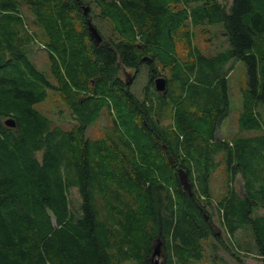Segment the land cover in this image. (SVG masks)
<instances>
[{
    "label": "trees",
    "instance_id": "1",
    "mask_svg": "<svg viewBox=\"0 0 264 264\" xmlns=\"http://www.w3.org/2000/svg\"><path fill=\"white\" fill-rule=\"evenodd\" d=\"M217 23L228 46L205 53L194 28ZM36 43L49 74L30 55ZM237 59L247 73L238 129L217 138ZM143 65L147 80L138 97L121 73ZM159 76L164 90L155 87ZM50 89L69 107L71 128L35 106ZM260 104L264 0H231L228 7L221 0H0V264H203L207 245L224 244L209 210L220 163L227 176L216 201L221 223L229 236L251 228L264 262V213L256 211L264 207ZM103 110L110 121L102 135L87 137ZM9 117L14 126L5 123ZM236 174L241 189L232 185Z\"/></svg>",
    "mask_w": 264,
    "mask_h": 264
},
{
    "label": "rangeland",
    "instance_id": "2",
    "mask_svg": "<svg viewBox=\"0 0 264 264\" xmlns=\"http://www.w3.org/2000/svg\"><path fill=\"white\" fill-rule=\"evenodd\" d=\"M221 2L228 7L231 0H221ZM25 8L27 19L32 18V14ZM97 25H100L98 20H95ZM32 30H36L39 33L42 31V27L31 25ZM221 23L217 24H205L198 28H194V43L197 44L200 49L205 53H215L228 46L226 36L223 34V28ZM203 28V29H202ZM102 29V27H101ZM103 30V29H102ZM104 31V30H103ZM39 38L42 39V34H39ZM31 57L39 65V67L46 73L49 72V61L46 57V51L43 50L39 44H34L31 48ZM232 69L228 75V95L230 99V111L229 114L218 125L216 137L220 136V128L229 136L234 134L238 129V114L242 110V87L246 86L247 73L246 65L243 60H231ZM121 77L124 81L130 83L132 90L138 97L143 95V87L147 80V68L145 65L141 66L137 71L132 68L122 67ZM35 106L43 111L56 123L60 124L64 128L68 129L75 125L76 120L71 115V111L66 103L61 99L56 90H49L47 98ZM259 111L264 119V107L262 104L258 106ZM110 118L106 110H103L99 119L86 128V136L89 138H97L102 135L105 127L109 123ZM169 120H165L167 122ZM222 153L219 152L218 159L221 158ZM227 176L226 169L223 163L217 165L214 171L210 188L212 191L213 199L212 204L209 206V210L212 214L214 223L220 228V233L223 236L224 244L217 242L214 237L210 236L208 242L216 243V247L211 249L207 245L206 250V262L204 264H237L234 252L242 257L245 264H264V262L258 257L254 246V238L252 237V230L247 228L239 229L234 235L229 236L225 227L221 223V209L218 210L216 201L225 194L227 191ZM232 185L236 189L242 188V180L240 175L236 174L233 178ZM70 204L74 211H78L80 204V195L76 187H72L69 192ZM201 199L206 201V196L201 194ZM257 212L264 213V207H258ZM255 213V212H254ZM240 236V238H239ZM229 245V246H228ZM214 255V256H213ZM156 261H159V257H154ZM121 264H135L134 261L127 260Z\"/></svg>",
    "mask_w": 264,
    "mask_h": 264
},
{
    "label": "water",
    "instance_id": "3",
    "mask_svg": "<svg viewBox=\"0 0 264 264\" xmlns=\"http://www.w3.org/2000/svg\"><path fill=\"white\" fill-rule=\"evenodd\" d=\"M83 9H84V13H87L88 11V6L87 5H83ZM88 29L90 31V35L91 37L94 39V41L96 43H98L101 40V35L98 32L97 28L92 24V22L90 21V19L88 20ZM147 58V57H144ZM155 87L158 90H164L165 88V78L162 76H159L155 79ZM5 123L9 126H14L15 122L13 118H7L5 119ZM178 178L180 180V182L182 183L184 189H186L189 193H192L191 188H190V184L189 181L187 179V174L183 169H178ZM158 250L155 248L153 255L157 254Z\"/></svg>",
    "mask_w": 264,
    "mask_h": 264
},
{
    "label": "crops",
    "instance_id": "4",
    "mask_svg": "<svg viewBox=\"0 0 264 264\" xmlns=\"http://www.w3.org/2000/svg\"><path fill=\"white\" fill-rule=\"evenodd\" d=\"M217 129H218V127H217ZM216 132H217V130H216ZM231 135H233V133ZM231 135L228 136L226 134V132L224 133V131H222V128H220V136L217 138H229ZM239 238H240V236H239Z\"/></svg>",
    "mask_w": 264,
    "mask_h": 264
},
{
    "label": "bare ground",
    "instance_id": "5",
    "mask_svg": "<svg viewBox=\"0 0 264 264\" xmlns=\"http://www.w3.org/2000/svg\"><path fill=\"white\" fill-rule=\"evenodd\" d=\"M34 41H36V40H34ZM179 66V65H178ZM259 72V71H258ZM256 96V95H255ZM259 100V99H258ZM256 106V105H255ZM253 114V113H252ZM207 120V119H206ZM195 121H197L196 119H195ZM208 125V124H207ZM187 127V126H186ZM196 127V126H195ZM212 129V128H211ZM84 134V133H83ZM190 194H192V193H190ZM225 227V226H224ZM229 246V245H228Z\"/></svg>",
    "mask_w": 264,
    "mask_h": 264
}]
</instances>
